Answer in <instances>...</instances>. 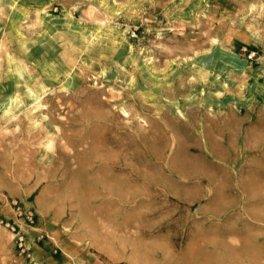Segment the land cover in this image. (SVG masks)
<instances>
[{
	"label": "rangeland",
	"instance_id": "rangeland-1",
	"mask_svg": "<svg viewBox=\"0 0 264 264\" xmlns=\"http://www.w3.org/2000/svg\"><path fill=\"white\" fill-rule=\"evenodd\" d=\"M43 240L264 264V0H0V258Z\"/></svg>",
	"mask_w": 264,
	"mask_h": 264
},
{
	"label": "crops",
	"instance_id": "crops-1",
	"mask_svg": "<svg viewBox=\"0 0 264 264\" xmlns=\"http://www.w3.org/2000/svg\"><path fill=\"white\" fill-rule=\"evenodd\" d=\"M51 247L47 245V240L39 241L36 249L33 251L31 259L36 258V264H71L67 258L74 257L70 251H67L65 256L52 254ZM29 264V262L20 257H9L5 260L0 258V264ZM73 264V263H72Z\"/></svg>",
	"mask_w": 264,
	"mask_h": 264
},
{
	"label": "built area",
	"instance_id": "built-area-1",
	"mask_svg": "<svg viewBox=\"0 0 264 264\" xmlns=\"http://www.w3.org/2000/svg\"><path fill=\"white\" fill-rule=\"evenodd\" d=\"M14 207L15 215L18 217L21 215L23 216L25 224H31L34 221L33 213L28 209L25 210L23 206H16V202L12 203ZM4 227L9 231V233L13 236L15 241L16 249L23 254L25 257L29 256V248L25 246L24 237L22 234V226L19 223V219H15L13 221H7L4 224Z\"/></svg>",
	"mask_w": 264,
	"mask_h": 264
}]
</instances>
